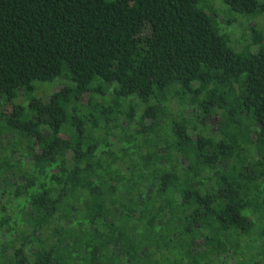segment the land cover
Returning a JSON list of instances; mask_svg holds the SVG:
<instances>
[{
  "label": "trees",
  "instance_id": "16d2710c",
  "mask_svg": "<svg viewBox=\"0 0 264 264\" xmlns=\"http://www.w3.org/2000/svg\"><path fill=\"white\" fill-rule=\"evenodd\" d=\"M0 264H264V0H0Z\"/></svg>",
  "mask_w": 264,
  "mask_h": 264
},
{
  "label": "rangeland",
  "instance_id": "374dc122",
  "mask_svg": "<svg viewBox=\"0 0 264 264\" xmlns=\"http://www.w3.org/2000/svg\"><path fill=\"white\" fill-rule=\"evenodd\" d=\"M55 86H56V85H53V87H55ZM53 87H52V88H53Z\"/></svg>",
  "mask_w": 264,
  "mask_h": 264
}]
</instances>
